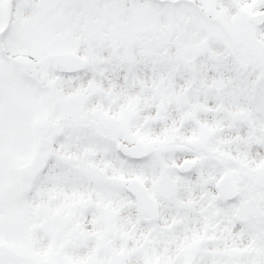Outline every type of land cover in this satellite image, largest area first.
Returning a JSON list of instances; mask_svg holds the SVG:
<instances>
[{"label":"snow or ice","instance_id":"1","mask_svg":"<svg viewBox=\"0 0 264 264\" xmlns=\"http://www.w3.org/2000/svg\"><path fill=\"white\" fill-rule=\"evenodd\" d=\"M0 264H264V0H0Z\"/></svg>","mask_w":264,"mask_h":264}]
</instances>
